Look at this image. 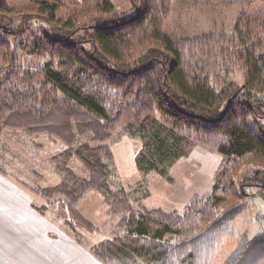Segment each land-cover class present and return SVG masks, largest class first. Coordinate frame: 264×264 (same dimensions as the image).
<instances>
[{
	"label": "trees",
	"instance_id": "16d2710c",
	"mask_svg": "<svg viewBox=\"0 0 264 264\" xmlns=\"http://www.w3.org/2000/svg\"><path fill=\"white\" fill-rule=\"evenodd\" d=\"M172 1L130 0L126 17L103 0L94 21L76 25L41 1L46 25L31 48L47 60L35 69L21 64L11 39L33 16L13 25L0 3V159L13 167L3 156L7 130L66 145L52 157L61 181L35 179L31 191L46 200L41 213L74 232L96 231L80 205L100 193L111 236L91 250L104 264H264V229L252 234L261 219L250 198L255 188L264 198V21L242 12L227 33L173 41L164 31ZM236 69L243 83L232 77ZM121 125L146 140L136 159L145 172L165 173L192 142L221 153L212 192L196 195L182 214L135 208L126 189L110 182L115 155L107 141ZM87 135L92 142H81ZM73 158L89 177L70 167ZM249 159L262 164L242 168ZM0 173L9 176L1 162Z\"/></svg>",
	"mask_w": 264,
	"mask_h": 264
},
{
	"label": "rangeland",
	"instance_id": "374dc122",
	"mask_svg": "<svg viewBox=\"0 0 264 264\" xmlns=\"http://www.w3.org/2000/svg\"><path fill=\"white\" fill-rule=\"evenodd\" d=\"M41 1L57 5V16L63 17L64 20L73 17L76 20L75 25L94 21L100 4L103 3V0H0V3H5L11 9L9 13H5L6 22L12 19L13 25H16L26 13L33 16L32 24L29 23L25 33L17 39L11 38L17 43L21 64L33 69L47 60L46 56L33 53L31 48L39 26L46 25L38 16L45 15L39 11ZM111 1L115 12L127 11L126 17L133 14L130 13V0ZM242 12L264 21V0H173L172 12L164 25V31L173 41L193 39L210 33L224 34L232 29ZM232 77L239 83L245 81L241 69H236ZM90 140L91 135H87L81 142ZM3 141L6 147L3 156L5 160L13 161L11 168V165L0 159L1 164L9 171V176H4L6 181L14 189H24L33 197L34 204L42 205L46 200L34 191L31 193V189L35 188L34 180L43 186L55 185L61 181L62 176L57 173L52 157L64 151L66 145L46 134L31 136L23 130H7ZM107 144L115 155L114 173L110 177L111 186L113 189L120 185L124 187L135 208L142 204L149 208L184 213L186 206L196 195L204 197L212 192L217 171L223 160L221 153L192 142L187 146L185 155L169 166L165 173L161 174L158 170L145 172L139 169L136 161L140 151H146V140L142 133L124 129L121 125ZM146 155H149L148 151ZM258 164L262 163L257 159H249L243 162L242 168ZM70 167L82 177H89L88 169L80 160L73 158ZM250 198L261 219L259 221L257 217L254 218L252 234L255 235L264 229V198L258 194L257 188L253 189ZM80 210L94 222L96 231L80 228V232H74L62 224L66 232L80 237L87 248L96 247L111 236L110 217L104 197L100 193H88L81 202ZM46 217L51 219V213L48 212ZM132 264L145 263L139 260Z\"/></svg>",
	"mask_w": 264,
	"mask_h": 264
},
{
	"label": "crops",
	"instance_id": "0c3cea01",
	"mask_svg": "<svg viewBox=\"0 0 264 264\" xmlns=\"http://www.w3.org/2000/svg\"><path fill=\"white\" fill-rule=\"evenodd\" d=\"M5 178L0 173V264H104Z\"/></svg>",
	"mask_w": 264,
	"mask_h": 264
}]
</instances>
